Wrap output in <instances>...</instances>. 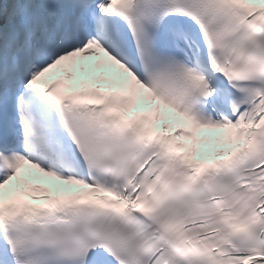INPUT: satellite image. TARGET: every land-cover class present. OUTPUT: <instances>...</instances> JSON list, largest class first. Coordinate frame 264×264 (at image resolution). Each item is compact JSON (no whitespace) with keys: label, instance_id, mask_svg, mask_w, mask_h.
I'll list each match as a JSON object with an SVG mask.
<instances>
[{"label":"snow or ice","instance_id":"obj_1","mask_svg":"<svg viewBox=\"0 0 264 264\" xmlns=\"http://www.w3.org/2000/svg\"><path fill=\"white\" fill-rule=\"evenodd\" d=\"M0 264H264V0H0Z\"/></svg>","mask_w":264,"mask_h":264}]
</instances>
